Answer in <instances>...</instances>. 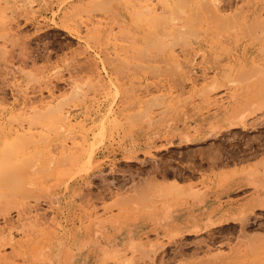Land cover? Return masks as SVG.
<instances>
[{"label": "rangeland", "instance_id": "374dc122", "mask_svg": "<svg viewBox=\"0 0 264 264\" xmlns=\"http://www.w3.org/2000/svg\"><path fill=\"white\" fill-rule=\"evenodd\" d=\"M0 1V148L4 149L6 144L5 148L10 149L5 150L7 153L1 149L0 153L3 155L0 156V264H43L50 255L47 251L49 233L61 231L66 222L71 223L66 226L76 228L79 223L77 216L72 218L74 212L82 215L85 222L111 214L117 220L132 217L126 227L132 230L135 240L146 239L143 252L148 247L150 249L144 252L145 256L142 253L140 256V251L129 253L130 250H125L122 255H110L105 259L100 253H95L88 256L89 264H126L125 256H132L130 259L134 261L130 260V263L133 264H231L225 256L231 248L240 249L243 255L246 253L235 264H257L256 251L246 246L264 241V207L261 208L257 202L244 205L253 188L241 176L245 171L243 165L247 170L264 156V114L263 111L256 112L248 117L245 124L211 133L213 112L206 111L209 103L200 100L197 88L211 77V61L216 53L207 52L208 59L204 53L205 63L202 58L205 48L202 51L195 49L198 47L193 42L195 39L191 36L186 39L182 34L179 39L176 36L178 43L174 41L176 44L171 45L172 51L167 52L171 49L168 47L166 51V47V53L162 51V55L156 42L159 36L158 39L151 36L153 32L149 36L146 33L148 29L143 26L149 19L155 21V15L150 13L152 18L147 17V21L144 19L146 13L139 16L141 20L129 17L125 21L117 12V7L123 2L127 3L123 6L126 5L130 11L127 5L133 8L140 0H102L103 4L97 0L100 3L95 2V5L91 4L94 3L92 0L90 3L82 0L79 7L73 5L78 0H49L47 6H40V0ZM142 1L144 4L148 1V6L156 8L160 4L159 0ZM229 1L232 7L234 3L236 6L244 4L242 7L246 10L249 6V11L252 10L251 4L256 7L255 3H260V0H248L249 3L246 0L243 4L241 0ZM160 6L156 11H160ZM232 7L228 6L226 12L232 11ZM164 14L160 13L161 16L167 13ZM162 19L151 23L155 25L160 21L164 25ZM123 25L129 34L122 33ZM158 25L161 26L160 32L164 28L163 33L165 28H177L171 27L172 23L169 27ZM91 26L96 28L91 29L93 32L89 35L87 27ZM140 28L144 29L143 33H140ZM149 29L152 31L151 27ZM143 34L145 38L147 35L156 39L157 45L153 40L148 41L153 42V46L146 44L149 37L144 40ZM132 37L138 38V42L134 43ZM160 38L166 40L162 39L164 36ZM126 44L134 50L127 51L129 45L126 47ZM132 44L139 48L145 45L147 49L142 51L140 48L141 52ZM135 51L138 55L133 53V58L129 52ZM169 53L177 57L173 60ZM143 54L153 60L143 59L144 64L137 57L145 58ZM220 59L225 61L223 56ZM199 60L203 61L200 63ZM175 62L180 64L179 67L174 65ZM75 82L84 85L81 94L85 101L76 97L67 100L70 105L67 101L62 103L68 105L65 108L57 105L66 99L53 109L40 108L67 96ZM215 91L212 95L225 92L223 89ZM84 102L91 109L82 111L80 108L86 104ZM160 104H163L165 112ZM119 106H123L122 112L112 111ZM21 134L26 141L22 139L20 142L18 136ZM3 137L11 142L7 144ZM12 142L15 146L10 145ZM72 147H79L80 154L84 155L79 156L73 165L64 163L59 157L63 150ZM67 180L71 185L66 191L63 185ZM144 180L149 182L148 187L160 183L169 184V187L175 185L176 190L169 198L177 210V222L186 224V217L192 214L199 223V229H191L194 225L192 220L180 231L178 227L162 225L158 219L149 218L140 210L130 213L131 202H119L117 198L132 192L131 183L135 181L137 185L142 181L143 184ZM150 188L146 192L151 193V189L155 192L156 188ZM73 190L80 191V195H74L73 204L59 208L54 194H68ZM191 195L196 199L192 205ZM58 210L71 213L68 215L70 218L65 221V216L63 218ZM175 231L174 235L170 234ZM214 253L216 256H210Z\"/></svg>", "mask_w": 264, "mask_h": 264}, {"label": "bare ground", "instance_id": "6f19581e", "mask_svg": "<svg viewBox=\"0 0 264 264\" xmlns=\"http://www.w3.org/2000/svg\"><path fill=\"white\" fill-rule=\"evenodd\" d=\"M29 1L32 2L33 0H29ZM62 1H64V0H62ZM70 1L72 2V0H70ZM80 1H82V0L76 1V3L73 4V5L76 4L74 7H79V5H80L79 3H81ZM92 1H94V3L91 2L90 0H89V3L91 2V4H94V5L96 4L95 2H97V3L101 2V4H103L105 2L104 0H103L104 2L102 0H99L100 2L97 0H92ZM137 1H135V2H137ZM154 1H156V0H154ZM241 1H244V2H241L242 4L246 3V0H241ZM249 1L247 0L248 3H249ZM251 1H253V0H251ZM0 2H2V1H0ZM127 2H128V0H127ZM132 2H133V0H132ZM132 2H131V4H133ZM49 3H50L49 0H40L39 1L40 6H42V5L47 6ZM159 3L161 4L160 11H159V9H158V11H156L157 8H159V5H160ZM159 3H158L159 5L156 8V7H153L151 4H149L151 6H148V1L146 4H144L143 1L141 3V0H140L139 3H137V4H139L137 8H135V6L137 5L136 3H135L136 5L133 4V5H135L133 8L127 5V7H129L128 9H130V11H128L127 8L125 7L126 5L123 6V4H127V3L123 2L122 6L117 7V12L125 21L129 20V17H130V19H131V17H135V18H137V20H141V18L139 16L142 15L143 13L147 14L146 16L143 15V17L145 16L144 19H146L147 17L149 18V16L151 17V15H150V13H151V14L155 15L154 18H156L157 20L160 19V21H161V19L163 17L162 20H164V22L167 23V25H166L163 22L164 23V25H163L162 22L159 21L160 22L159 23L157 21L158 23L155 25L160 24V25H163V27H166V26L169 27V26H171V25H169V23L170 24L172 23L171 27H173V26L177 27L176 30H174V29L168 30L169 28H167V30H166V28H165V31L163 33V30H164L163 27H162L163 30L161 29V32L159 29L161 26H159V25L156 26L159 30L155 27L154 23L156 22V19L153 18V20H155V21H152V19H149V22L147 25H145L147 22L145 24L142 22L144 24L143 26L145 27V29L146 30L148 29V31L146 32L148 35L151 32H153V34L152 33L150 34L151 36L157 37L156 39H158V36H159L160 40L158 39L156 42H158V48L160 47L161 52H160V49L156 48V50L157 51L159 50V52L161 54L163 53L162 51H165L166 47H167L166 51L168 50V47H170V49H171V45L177 39L176 36H178V39H179L182 34L186 35V39L188 38V36H191V39H193V38L195 39V41L190 40V41H193L194 44H196V43L198 44L199 48L197 47L195 49H200L202 51L205 48L202 58L205 57L204 53H207L209 51H210V53H212V52L216 53V55L213 56V61H211V62H213L211 64L212 65L211 66V68H212L211 77H209V80H206L205 83H203L201 86H199L197 88V90H198L197 94H198L200 100L202 102L207 101L206 103H209V105H208L209 108L206 107L207 110H206V108H205V110L207 112H213V114H212L213 118H211V123L212 124L214 123V124L211 127V133H213L217 130H220V129H225L227 127L229 128L231 126L234 127V126H237L240 124H245L247 122L248 117L251 114H255L256 112L262 113V111H263V113H262V115H263L264 114V13H262V10L264 9V0H260V3L259 2L255 3L258 5V9H256L257 5L255 7V5L251 4L253 7V8L251 7L252 10L250 9L251 11H249V9H248L249 6L246 10V8L242 7V6H244V4L243 5L239 4L238 6L241 5V7H238L234 3V6H233L234 9L232 11H231V9H229L230 10L229 12H226V10H227L226 8H228V6H229V8H230V6L232 7V4L230 5L231 1H229V0L228 1H226V0H159ZM11 4L15 5L16 3H10L8 5H11ZM73 5H71V6L73 7ZM226 5H228V6L226 7ZM246 7H247V5H246ZM4 8H5V6L1 10L3 11ZM69 8L71 9L70 6H69ZM148 12H149V15H148ZM159 12L160 13L162 12V15L164 13L165 14L167 13L166 15L164 14L166 17L161 16ZM156 15L158 17L160 16L161 18L160 17L158 18ZM147 20L148 19H146V21ZM151 22H154V23H151ZM149 23L155 27L153 29L156 30L157 32L154 33V30L152 29V26L149 25ZM91 27L90 28L87 27L88 28L87 30H89V32L91 29L94 30L95 26L92 28ZM149 27H151L152 31H149L150 30ZM121 28L124 29L122 31V33H124V31H125V34L128 33V30H127V32L125 30V29H127L125 26L121 27ZM143 28H140V33H143V31H144ZM141 29H143L142 32H141ZM170 31H172V32H170ZM175 31L176 32L178 31V32L176 33ZM89 32H87V33H89ZM92 32H90L89 35ZM158 32H160V35ZM76 33H78V32H76ZM179 34H180V36H179ZM76 35H78V34H76ZM144 35L145 34H143V37H144ZM82 36L88 37V35H84V34ZM121 36H122V34H121ZM149 36L146 35V38L145 37L144 38L142 37V38L144 40H146L147 37H149ZM160 36H162V37L164 36L165 38H162V39H166V40H161ZM167 37H168V39H167ZM149 38H151V37H149ZM149 38L146 40L147 41L146 44L153 46V44L155 43L157 45V43L154 42L156 39L153 40V38H151V39H149ZM135 39L132 37V40H134L133 42L137 43L138 38H137V40H135ZM188 39H190V38H188ZM144 40L142 42H144V44H145ZM151 40H153L154 43L153 42H151L152 44L150 42L148 43V41H151ZM168 40L170 42L171 41L172 42L167 43ZM184 40H185V38H183V41ZM176 41L178 43V40H176ZM180 42L182 43V41H180ZM186 42H187V40H186ZM186 42H185V44L184 43L183 44L186 45L187 44ZM159 43L161 46H159ZM129 44H126V47ZM140 44H142V43H140ZM175 44H176V42L173 45H175ZM130 45L128 46L129 48L128 47L126 48V50L127 49L129 51L134 50V47L131 48ZM134 45L136 47L135 49H138V50H140V48H142L141 50L143 51L146 48L145 45H144V47L140 46V48H139V46H136V44H134ZM181 46H182V44H181ZM163 48H164V50H162ZM215 48H217L218 50L216 51ZM154 49H155V45H154ZM193 49H194V47H193ZM138 50H136V51L138 52ZM136 51L132 52V53L129 52V54L133 58H135L133 55H135V54L138 55L136 53ZM147 51H149V50H147ZM166 51L164 52V54L166 53ZM171 51H172V49L170 51L168 50L167 52H171ZM133 53H135V54H133ZM125 54H126V52H125ZM144 54H143V56H144ZM140 55H142V53H140ZM162 55H160V56H162ZM169 55L172 56L171 53H169ZM173 55L175 58L177 57L175 54H173ZM197 56H199V55H197ZM209 56H210V54H209ZM222 56L225 58V59H223V60H225L224 62H222L221 61L222 59H220V57H222ZM137 57L140 61H142L143 59H144V61L148 60V59L151 61V59H152L151 56L149 57L146 55L144 56L145 58H142V56H137ZM139 57H141V58H139ZM174 57L172 56V59ZM207 57H208V53L206 54V58ZM163 58H166V57L163 56ZM159 59H162V58H159ZM166 59H168V58H166ZM177 60H178V58H177ZM202 61H200V63ZM148 62H147V64H148ZM168 62H171V61H168ZM204 62H205V58H204ZM143 63L145 64V62H143ZM175 63H176V64H174L175 66L178 65L177 64L178 62H175ZM174 65H173V67H174ZM179 65H178V67H179ZM190 74H191V72H190ZM204 76L206 77L205 74H204ZM78 83L75 82V84H73V86L70 90V93L67 96L59 98L58 101L54 102V104H51L50 102H49L50 104H48V105L43 104L44 106L42 105V107L40 106V108H44L47 110L53 109L54 107H56V105L59 102L66 99L65 101H63L57 105V107H63L64 106L63 104H65L68 99H71V98L76 99V97H77V99L85 101L86 98L83 99V95L81 94L82 89H83L82 86H84V85L80 86L81 83H79V84ZM217 89H223V91H225V92L220 93L219 95L218 94L212 95V93H214V91ZM128 92H130V91H128ZM81 95H82V99H81ZM78 96H79V98H78ZM127 96H129V95H127ZM124 97H125V95H124ZM129 97H127V98H129ZM149 97H151V96H149ZM154 97H156V96H154ZM87 102L89 103V101H87ZM84 103H86V102H84ZM70 104L71 103H69V105ZM126 104H127V102L125 103V106H126ZM88 105L89 104L86 103L83 106V108H80V109H82V111L83 110L88 111L89 109H91L90 107H88ZM122 105L124 106V104H122ZM149 105H147V106H149ZM164 105H165V103H164ZM67 106L68 105L66 104V106H64V108ZM96 106H98V105H96ZM123 106L122 107L119 106L121 109L119 107H118L119 109L118 108L117 109L112 108L113 109L112 111L113 112H119V111L122 112ZM166 106H165V108H166ZM149 107H152V106L150 105ZM97 108H99V107H97ZM161 108H163V106ZM159 110H161V109H159ZM142 111H144V109H142ZM108 112H111V109H109ZM157 112H158V110H157ZM164 112H165V109H164ZM136 113H138V112H136ZM148 115H147V117H148ZM114 117H115V114H114ZM128 117L130 118L131 116L128 115ZM149 118L152 120L151 115ZM158 118H160V117H158ZM114 119H116V118H114ZM153 119H155V118H153ZM256 122H257V120H256ZM262 122H263V120H262ZM218 124H220L221 126L217 127L216 125H218ZM188 131H190V130H188ZM22 135L23 134H21V137L18 136V139H20V142L23 140L26 141L24 139V136H22ZM4 137H3V141L7 142V144H8L9 138H5V140H4ZM20 142L17 141L16 144H18ZM3 144H5V143H3ZM10 145L15 146V144L13 142ZM4 146L6 147L7 145L5 144ZM12 146H10V147H12ZM5 147H3L4 149L0 148V153H1V149L4 150L5 153H7L6 151L9 148L6 149ZM13 148L14 147H12V149ZM8 151H10V149ZM260 152H261V150H260ZM80 153H81V149L79 147H76V148L72 147L71 149H68L67 151L63 150L59 157H61L64 160V163L66 162V164H72L73 162L77 163L76 161L78 160L79 156L83 155V154L81 155ZM0 156H3V155L1 154ZM5 156H8V154H6ZM128 158H129V155H128ZM81 161H83V158ZM78 163H81V162L78 161ZM74 167H75V165H74ZM242 168L245 169V171H243V173H242L243 175L241 176V179L246 184H250L251 187L253 188L251 196L248 198V200L246 201V203L244 205L247 206V204L257 202L256 204L259 205L261 208L264 207V156H262L260 161L255 163L253 167L250 166V167H248L249 169L247 168V170H246L245 166L243 165ZM236 179H238V178H236ZM145 180H144V182L147 181V180L146 181ZM142 181L140 184H142ZM224 181L226 182V180H224ZM144 182L140 186L139 183H137V185H136V183L134 181L133 183H131V185L133 184L132 188L130 186V189H132V192L129 190L131 193H127V192H126V194L122 193V195L124 194V196H120L119 198H117V200L119 202H121V201L131 202V205L129 206V212L130 213L132 212L134 214L135 211L140 210L141 212H143V214L145 216L147 215L149 218L152 217V218L158 219V221L162 225H165L168 228H169V226H173L174 228L178 227L180 229V231L184 230L183 228L186 226V224L191 223L189 220H192L194 225L191 226L192 228L191 227H187V228L194 229L195 231L199 229V226H198L199 223H196L195 216L193 215V217H192V214L188 215L186 217L187 218L186 224L177 222L178 221V220H176V213H177L176 211L177 210H176L174 204L170 203L172 199L169 198L170 195H173L174 191L176 190L175 185L173 187L170 184V186L172 187L171 188L168 186L169 184L164 185V183H163V185H161V183H160V185L158 184V186H157V185H152L150 183L152 185V186L149 185L151 188H153V189L156 188V189H154L155 192H153L152 189L147 186L149 182L148 183L146 182V184H144ZM70 185H71V183L68 182V180L64 182L63 186L65 187L66 191L70 188ZM160 186H162V189L159 188ZM165 186H166V188H163ZM62 188L63 187H61V189ZM142 188H143V190H142ZM149 188L151 189L150 190L151 193L146 192V190H149ZM79 193H80V191L76 192L74 190L69 192L68 194L63 192V193H59L56 195V193H55L54 194V200H56L57 206H59V208H60V206H61V208H63L62 206L65 207L66 205H71L70 203L74 202V197H75L74 195L79 196L80 195ZM196 193H192V195L196 194ZM127 194H129V195H127ZM125 195H127V196H125ZM175 195L178 198V195L177 194H175ZM192 195H191V197H192ZM197 195L198 194H196L195 196H197ZM49 196H51V195H49ZM195 196H193L191 199V201H192L191 205L194 204L196 201V199H194ZM47 197H48V195H47ZM177 200L180 201V199H177ZM149 202L151 204H149ZM179 204H182V203H179ZM199 204H201V203H199ZM74 206H76V204H74ZM186 206H187V204H186ZM123 207L121 209H123ZM180 207H177V208L179 209ZM58 211H60L58 213H61L63 215V218L65 216V221H67L70 218V217H68V215H71V213L66 214L65 210H62V212H61V210H58ZM79 212H81V211H79ZM73 215L75 217L77 216V218H78V223H79V224L77 223L78 227L76 226V228H73V226H71V225L66 226V224H71V223L66 222L61 231H55L52 233V235L49 233V235H48L49 247L47 248V251L50 255L45 259L43 264H69V262H71V263L73 262V257H74V262H73L74 264H89L88 263L89 261L87 259L88 256L93 255L95 253H100L101 255H103L101 258L105 259V258H109L110 255H111L110 257H114V255L116 256L117 254L122 255V253L125 250H127V251L130 250L129 253L140 251L139 255L141 256L143 254L145 256L144 252L149 249V247L146 246L145 248L148 247V249L147 250L144 249V252H143V248H144L143 245L146 244L144 242L146 239L144 241H140V239L135 240V238H134L135 236L134 237L132 236L133 235L132 230H129V228L126 227L130 217L128 220H125V219L117 220L118 218L115 219L114 215L111 214V215L105 216L103 218H99L96 221L85 222L81 219L82 215H79V213L76 214L74 212V214H72V218H73ZM184 216H185V214H184ZM236 217L239 218L240 216H236ZM230 218L231 217L227 218V220ZM245 218H243V219H245ZM131 219H132V217H131ZM137 219H140V218H137ZM236 219L237 218H235V220ZM140 221H143V219ZM197 221H199V220H197ZM139 222H137V224H139ZM215 222H217V221H215ZM75 223L76 222H74V224ZM153 224L155 225V223H153ZM149 229H150V227H149ZM149 229H148V231H149ZM154 229H156V228L154 227ZM139 232H140V230H139ZM168 233H169V231H168ZM175 233H176V231L173 233H170V234L174 235ZM145 234H146V236H148L147 233H145ZM119 240H120V242H118ZM247 243H249V242H247ZM148 244H149V242H148ZM246 247H247V249L252 247L256 251L255 259H256L257 264H264V241L255 242V243L247 245ZM233 249L234 248H231V250L225 255L226 258L230 259L229 262H231V264L232 263L235 264L237 261H239V259H241V257L246 256V253H245V255H243L240 249H236V250H233ZM137 253H133V254L136 255ZM216 253H218V252H216ZM139 255L137 254V256H139ZM210 256L213 257L216 255L214 253ZM130 257H132V256H125V260H126L125 263L126 264H127L128 260H129L128 261L129 264H133L130 262L131 261L133 262L134 260H132V258L130 259ZM133 258H134V256H133ZM95 261H94V263H95ZM226 261L228 262V260H226ZM33 264H37V262H34Z\"/></svg>", "mask_w": 264, "mask_h": 264}]
</instances>
